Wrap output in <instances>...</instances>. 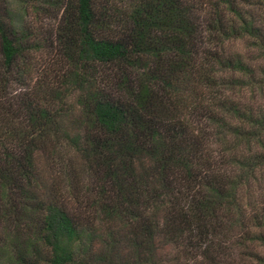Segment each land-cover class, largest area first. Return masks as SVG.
I'll return each mask as SVG.
<instances>
[{"label": "trees", "instance_id": "obj_1", "mask_svg": "<svg viewBox=\"0 0 264 264\" xmlns=\"http://www.w3.org/2000/svg\"><path fill=\"white\" fill-rule=\"evenodd\" d=\"M0 264H264V0H0Z\"/></svg>", "mask_w": 264, "mask_h": 264}]
</instances>
